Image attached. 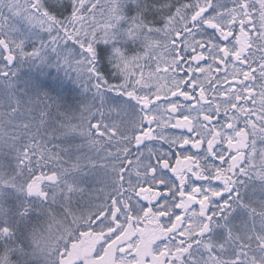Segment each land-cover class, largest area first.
<instances>
[{"label": "snow or ice", "instance_id": "snow-or-ice-1", "mask_svg": "<svg viewBox=\"0 0 264 264\" xmlns=\"http://www.w3.org/2000/svg\"><path fill=\"white\" fill-rule=\"evenodd\" d=\"M0 264H264V0H0Z\"/></svg>", "mask_w": 264, "mask_h": 264}]
</instances>
